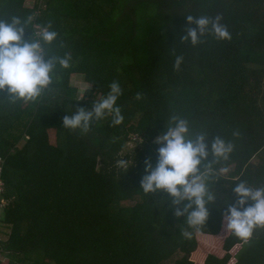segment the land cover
<instances>
[{
	"label": "trees",
	"instance_id": "trees-1",
	"mask_svg": "<svg viewBox=\"0 0 264 264\" xmlns=\"http://www.w3.org/2000/svg\"><path fill=\"white\" fill-rule=\"evenodd\" d=\"M25 1L0 0V19L33 16L25 39L52 21L59 35L44 45L46 55L72 59L35 101L0 92L10 229L0 264H264V228L245 243L223 224L237 183L264 186V0ZM188 15L222 17L231 40L182 41ZM76 75L88 85L79 98L70 83ZM113 81L123 90L122 125L93 121L86 135L63 127L64 116L91 110ZM173 116L188 122L192 139L204 133L209 148L217 136L234 145L212 165L217 199L199 230L175 216L166 192L140 187ZM119 159L129 161L127 171L116 167Z\"/></svg>",
	"mask_w": 264,
	"mask_h": 264
},
{
	"label": "clouds",
	"instance_id": "clouds-1",
	"mask_svg": "<svg viewBox=\"0 0 264 264\" xmlns=\"http://www.w3.org/2000/svg\"><path fill=\"white\" fill-rule=\"evenodd\" d=\"M187 25L182 41L195 46L203 42L206 35H214L217 40H231L222 17L207 16L186 17ZM33 16L21 19L12 16L8 20L0 19V92L7 91L13 101H35L53 83V74L57 66L68 69L71 55H46L44 45H52L58 38L53 22L36 25L33 36L25 39L26 27L32 24ZM196 27H190V25ZM182 56H176L174 68L180 69ZM108 93L94 101L91 110L78 108L71 116H64L63 127L72 132L86 135L93 121L111 118V126L119 127L124 123V115L117 101L123 95L119 81L109 84ZM136 99H141L138 93ZM158 161L155 168L150 162L145 163V172L140 187L145 194L157 191L166 192L172 200L175 216L186 217L187 225L199 230L209 218L208 205L217 199L210 190L208 180L214 175L212 165L220 160H227L234 150L230 141L217 136L210 145L204 133L190 136L188 122L173 116L167 130L157 137ZM211 155L212 160H209ZM116 167L127 171L129 161L119 159ZM220 171L227 174L228 169ZM237 196L235 204H230L223 216V224L228 232L247 243L254 231L264 228V186L253 187L241 180L233 187ZM249 202H251L249 204ZM183 205V209L179 207ZM248 205V206H246ZM2 224V223H1ZM190 235V233H186Z\"/></svg>",
	"mask_w": 264,
	"mask_h": 264
},
{
	"label": "rangeland",
	"instance_id": "rangeland-1",
	"mask_svg": "<svg viewBox=\"0 0 264 264\" xmlns=\"http://www.w3.org/2000/svg\"><path fill=\"white\" fill-rule=\"evenodd\" d=\"M29 3V4H28ZM31 0H27V2L25 1L24 5H29L31 4ZM70 83L72 85V87L75 88L76 90V97L79 98L80 94L82 93L83 90L88 88V85L86 83L83 82L82 77L81 76H75L70 80ZM50 138H51V142H54V137L52 136V132H49ZM132 144L131 143H127V148H131ZM254 162H258V159L255 158L253 159ZM231 169V168H229ZM222 173V172H221ZM223 175H226L224 173H222ZM10 230L7 227H4V225L2 226L1 230H0V246H2V244L8 239ZM3 247V246H2ZM2 251V249L0 250V252ZM8 260V259H6ZM4 260V262H2V264H8L9 260L6 261Z\"/></svg>",
	"mask_w": 264,
	"mask_h": 264
},
{
	"label": "built area",
	"instance_id": "built-area-1",
	"mask_svg": "<svg viewBox=\"0 0 264 264\" xmlns=\"http://www.w3.org/2000/svg\"><path fill=\"white\" fill-rule=\"evenodd\" d=\"M6 191V184L0 175V224H3V220L5 218V208L8 206V201L5 199L4 194ZM0 260H2L0 253Z\"/></svg>",
	"mask_w": 264,
	"mask_h": 264
},
{
	"label": "crops",
	"instance_id": "crops-1",
	"mask_svg": "<svg viewBox=\"0 0 264 264\" xmlns=\"http://www.w3.org/2000/svg\"><path fill=\"white\" fill-rule=\"evenodd\" d=\"M254 162V161H253ZM2 226H3V224H0V230H1V228H2ZM5 227V226H4ZM8 228V227H7ZM9 229V228H8ZM10 230V229H9Z\"/></svg>",
	"mask_w": 264,
	"mask_h": 264
}]
</instances>
